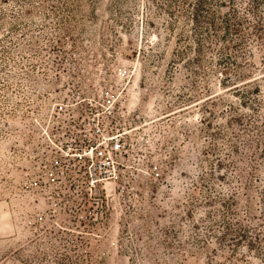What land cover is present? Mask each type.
Instances as JSON below:
<instances>
[{"label":"rangeland","instance_id":"obj_1","mask_svg":"<svg viewBox=\"0 0 264 264\" xmlns=\"http://www.w3.org/2000/svg\"><path fill=\"white\" fill-rule=\"evenodd\" d=\"M0 264H264V0H0Z\"/></svg>","mask_w":264,"mask_h":264},{"label":"built area","instance_id":"obj_2","mask_svg":"<svg viewBox=\"0 0 264 264\" xmlns=\"http://www.w3.org/2000/svg\"><path fill=\"white\" fill-rule=\"evenodd\" d=\"M94 139H96V137H94ZM108 139L110 140L109 141L110 148H113L114 150H116L120 147L119 138H116V136H109Z\"/></svg>","mask_w":264,"mask_h":264}]
</instances>
